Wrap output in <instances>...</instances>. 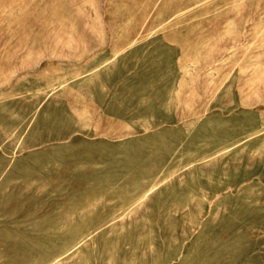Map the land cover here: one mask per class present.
Listing matches in <instances>:
<instances>
[{
	"label": "rangeland",
	"instance_id": "rangeland-1",
	"mask_svg": "<svg viewBox=\"0 0 264 264\" xmlns=\"http://www.w3.org/2000/svg\"><path fill=\"white\" fill-rule=\"evenodd\" d=\"M0 264H264V0H0Z\"/></svg>",
	"mask_w": 264,
	"mask_h": 264
}]
</instances>
